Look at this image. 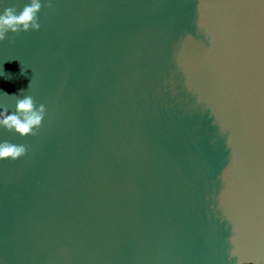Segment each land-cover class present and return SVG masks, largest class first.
Instances as JSON below:
<instances>
[{"label":"water","instance_id":"water-1","mask_svg":"<svg viewBox=\"0 0 264 264\" xmlns=\"http://www.w3.org/2000/svg\"><path fill=\"white\" fill-rule=\"evenodd\" d=\"M41 3L0 40V111L46 107L0 126V264H264V0Z\"/></svg>","mask_w":264,"mask_h":264},{"label":"clouds","instance_id":"clouds-1","mask_svg":"<svg viewBox=\"0 0 264 264\" xmlns=\"http://www.w3.org/2000/svg\"><path fill=\"white\" fill-rule=\"evenodd\" d=\"M48 7H52V0H48ZM42 9L41 0H30L22 11L17 14L14 7H8L3 14H0V40H5L9 31L19 33L21 31L39 30L38 13ZM46 113L45 105L36 107L31 96L19 99L16 105V112L8 114L7 108L0 111V126L6 127L9 131H16L21 135H36V130L41 127ZM27 153V147L16 145L8 141L0 143V159H17ZM235 255V252H233Z\"/></svg>","mask_w":264,"mask_h":264}]
</instances>
